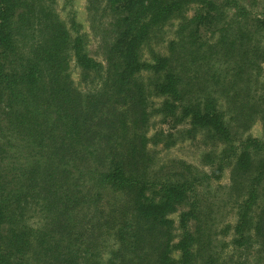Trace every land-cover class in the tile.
<instances>
[{
    "label": "trees",
    "instance_id": "1",
    "mask_svg": "<svg viewBox=\"0 0 264 264\" xmlns=\"http://www.w3.org/2000/svg\"><path fill=\"white\" fill-rule=\"evenodd\" d=\"M96 1L105 68L56 0H0V264H264V0Z\"/></svg>",
    "mask_w": 264,
    "mask_h": 264
},
{
    "label": "rangeland",
    "instance_id": "2",
    "mask_svg": "<svg viewBox=\"0 0 264 264\" xmlns=\"http://www.w3.org/2000/svg\"><path fill=\"white\" fill-rule=\"evenodd\" d=\"M95 4H98L99 6L101 0H97ZM88 8L87 0H71L70 2H67V0H56L55 4L57 14L67 26L70 27L72 20L78 23L80 26V32L86 36L87 51L89 55L105 68V49L112 39L109 18L107 13L101 15L99 10L88 11ZM168 31L169 30L167 29L166 32ZM72 72V77L81 91L88 92L95 88L93 85H87L84 82H80L77 70H73ZM151 127L150 132L159 130L169 132V126L166 124L162 125L161 123L156 122ZM246 135L256 138L264 143L262 125L259 121L254 123ZM203 150H205L204 147H202L198 141L181 142L170 149L158 148L162 160L179 159L198 167L201 171H207L209 169L200 164V155ZM228 177V172L224 171L221 179L217 182L218 186H221L222 188L227 186ZM174 218L176 219V215H174ZM226 219L233 222L232 214H228Z\"/></svg>",
    "mask_w": 264,
    "mask_h": 264
}]
</instances>
